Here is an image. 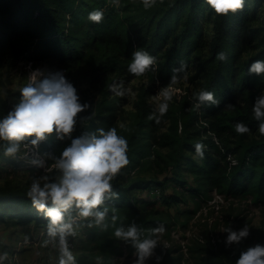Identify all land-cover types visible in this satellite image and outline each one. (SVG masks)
<instances>
[{"label":"trees","instance_id":"16d2710c","mask_svg":"<svg viewBox=\"0 0 264 264\" xmlns=\"http://www.w3.org/2000/svg\"><path fill=\"white\" fill-rule=\"evenodd\" d=\"M205 11L214 14L207 48ZM46 56L56 57L68 72L86 61L91 80H101V97L92 104L85 101L79 113L85 122L77 129L75 119H68L61 139L52 134L39 139L34 122L13 102L0 99V157L10 152L12 141L36 144L59 160L71 149L78 154V137L99 139L101 145L93 142L87 159L90 168L113 175L108 192L118 207L103 211L112 227L134 216L133 190L164 184L154 177H137L129 186L120 181L125 171L151 163L162 171L173 166L175 177L186 166L197 175L198 193L243 191L264 201V0H0V60ZM195 61L191 78L198 85L192 96L155 110L150 94L182 78ZM110 69L128 72L127 78L146 73L150 80L138 87L135 111L122 125L120 97H111L108 89L114 80L101 77ZM200 116L210 118L202 129L195 126ZM166 120L167 129L158 131ZM227 153L235 157L228 159ZM64 202L2 189L0 218H55ZM210 250L202 264H225L234 256L229 238Z\"/></svg>","mask_w":264,"mask_h":264},{"label":"rangeland","instance_id":"374dc122","mask_svg":"<svg viewBox=\"0 0 264 264\" xmlns=\"http://www.w3.org/2000/svg\"><path fill=\"white\" fill-rule=\"evenodd\" d=\"M213 18L214 14L206 11L201 15L206 48ZM246 51L242 56L247 55ZM195 64L173 84L155 88L149 96L155 110L161 112L192 96L198 85V79L191 78ZM71 70L68 72L53 56L34 61L0 60V99L13 102L28 121L34 122L39 139L51 134L61 139V127L68 119H75L73 126L77 129L85 122L79 118L85 101L92 104L101 97V80H91L86 61L73 64ZM128 76V72L111 69L101 74L114 80L108 89L111 97H120L121 125L135 111L138 87L150 83L146 73ZM261 107L264 109V91ZM189 109L185 107L184 112ZM199 118L195 126L202 129L210 118ZM167 125L168 120L158 131L166 130ZM78 139L79 144L84 142L76 144L80 151L77 154L76 149L69 150L65 159L53 160L36 144L13 141L10 152L0 157V190L23 189L29 194L65 200L57 212L59 217L0 218V264H202L210 249L227 244L228 238L233 241L234 256L225 264H264L261 197L243 191L220 193L214 188L198 193L197 175L186 166L181 167L178 177L174 176L173 166L162 171L152 163L125 171L120 181L126 186L137 177L165 182L133 190L134 216L125 217L124 223L128 224L112 227L103 211L118 207L111 203L114 196L108 192L113 175L109 170L90 168L87 159L92 143L98 147L101 143L88 134ZM234 157L231 154L227 158ZM167 194L173 197L166 200Z\"/></svg>","mask_w":264,"mask_h":264},{"label":"built area","instance_id":"2783aa9c","mask_svg":"<svg viewBox=\"0 0 264 264\" xmlns=\"http://www.w3.org/2000/svg\"><path fill=\"white\" fill-rule=\"evenodd\" d=\"M80 139V138H79ZM79 139H77L78 141H77V144L79 145V146H81V145H83L84 144V142L83 141H80V143H82L83 142V144H79L78 142H79ZM37 148V147H36ZM164 252H165V250H164ZM1 262V261H0Z\"/></svg>","mask_w":264,"mask_h":264}]
</instances>
